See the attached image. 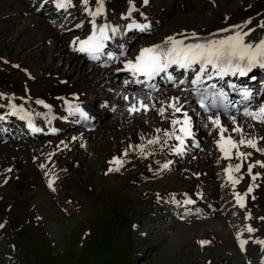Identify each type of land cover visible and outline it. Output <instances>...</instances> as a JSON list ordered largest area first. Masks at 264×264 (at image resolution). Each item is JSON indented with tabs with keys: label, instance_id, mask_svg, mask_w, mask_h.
<instances>
[{
	"label": "rangeland",
	"instance_id": "1",
	"mask_svg": "<svg viewBox=\"0 0 264 264\" xmlns=\"http://www.w3.org/2000/svg\"><path fill=\"white\" fill-rule=\"evenodd\" d=\"M26 1L27 0H0V56L9 59L10 62H20L21 65L29 67V71L34 73L37 79H34V81H26L24 73L18 69L12 70L8 64L1 61V58L0 78H4V81L10 83L19 81L20 83L39 82L38 84H41L48 82V77L50 76V74H48L49 72L57 71V74L61 76L66 75L71 82L75 80L83 82L82 79H76L78 75L77 72H79L77 68L80 67L81 70H84L89 66L82 64V66H80L78 64L79 59L60 53L63 48H65V50L67 49L68 53H71L68 45L69 40L67 41V39L72 32H64L61 35L55 33L56 30L50 28L48 24H46L41 14H33L32 8L29 7ZM213 1L214 2H210L209 0H151V11H160V9H164L163 11L167 10V16L164 18L165 20L162 19V23L158 29L159 31L152 39H161L162 31H164V33L185 31L180 30L184 27L201 29V27L208 24V20L212 17V14L218 13L221 10L223 12L227 10L226 12L237 13L239 10H242V2H244L243 0ZM255 2L259 5H254L253 3L254 12L264 9L262 0H257ZM121 3L125 4L126 2L121 0ZM219 4L221 5L220 8L222 7L224 10L218 8ZM225 6H228V8ZM47 32L53 36H55V34L59 35L60 37H58V39H60H57L58 42H56V40L54 41L52 36H50V38L45 36ZM164 35L165 34H163V36ZM66 41L67 47H65ZM74 67L77 68L74 69ZM74 71L77 72L75 73ZM92 75L93 73H91L90 77L87 76V78L94 80V75ZM53 79L56 80L57 78L53 76ZM96 87L102 88L99 84H97ZM98 95L103 96L102 92L98 93ZM117 114L118 112L115 115L107 116V119H105L107 120L106 122L111 124L114 123L115 118L119 116H117ZM129 119V123L134 120V118ZM119 123L121 124H119V127L117 126L118 132L125 130L129 133L131 131V134L133 132L135 133V129L133 130V128L122 125V122ZM102 127L101 125L93 128H97L99 131L92 132V134L96 133L97 135L94 136V140L91 139V142L95 141L96 137L99 136V132L103 131ZM129 133H123L116 137H112L113 130H108V133H104L103 131L101 133V139L97 141L98 143H102L103 140L114 142L115 140L130 135ZM59 138L60 136L50 137L49 139L43 138L32 144L13 143V140L10 138L8 141L3 142L0 138V211L8 214V219L10 221H8L6 225L8 226L10 234H12L10 229L13 230V224H16L15 226L19 225L21 228L19 232L15 229V232H17L15 238L14 234L13 236L11 235L12 239L19 245L11 252L10 249H8V251L4 249L6 248L4 247L5 244L3 241H0V264H4V253L8 255V253L13 252H19L18 262L20 264H135L137 262L138 264L208 263L199 261L197 249H194L196 245L193 242H190V244L193 245V249L188 248V243L185 242L182 244L183 247L178 245L174 250L169 248L170 254L168 253L169 250H166V247L169 246L170 237L178 233V230H182L180 224L176 223L174 229L172 228L168 232L164 229L166 223H161L159 219L154 218L155 216L153 217L154 219H145L146 213L149 211V207L146 204L149 201V199H147L149 194L142 196V189L147 186L148 187L145 189H149L150 186L153 189L162 188L165 183H170L169 187L175 188L181 183V181H179L180 178L175 181V179L168 177L166 180L163 178L164 180L158 179L148 183L143 181L139 182L138 186H130L125 179L128 178V181H130L131 178H133L132 180H136L138 172L132 168L126 167L127 170L125 172H120L121 174L118 172L114 173L111 179L109 178L108 181L102 182L101 185L95 188L94 185L99 183V181L95 183L94 180L92 182L91 179L94 169L98 166L99 160L95 157V149L89 147L90 151H88L85 147L84 152L88 154L82 156L84 162L86 157L87 160L86 163H84V169L81 173L74 169L73 151L63 153L60 158L58 155L52 154L55 160L53 164L50 163L45 166V169L49 168V170L46 171L47 176L50 179L55 176L57 172H53L54 170L51 169L56 163L61 168L64 163V168L66 169L62 171V173H57L59 178L53 184L57 185L56 193H53L52 189L48 186H43L40 179L32 180L31 175L35 174V166L41 161L36 155V149L45 151L41 147L45 141L57 142ZM62 138L63 136L60 139ZM95 143H93V145L98 146V143ZM78 148L80 149V147ZM49 152L52 151L49 150ZM17 160L21 161L20 165H24L23 170L25 171L16 169L15 162ZM69 161H71L70 168L72 170L68 168ZM191 162H193V160H191ZM193 164H195V162L187 166L190 167ZM7 165L8 167L6 168ZM10 166H12L11 171L9 170ZM29 167L33 169L31 174L27 172ZM123 168L125 167L121 169ZM184 168L186 167H182L179 172L181 173V170ZM21 174H23L22 177ZM62 174H64V177H61ZM14 175H16V178H13ZM173 177L176 178L175 175H173ZM260 185L261 188L259 192L261 195L258 200V205L261 213L264 214V179ZM129 189L131 191H129ZM60 194L66 195V199L72 202H81V206H85H79L78 208L73 207L68 210H71L69 212L70 214H64L63 212L61 215L60 208L57 205L61 200L63 201V195ZM222 197H226L225 191ZM6 206L7 211L5 210ZM80 208L81 210L83 208L87 209L86 215L79 214ZM36 214L38 217L40 214L45 217V221L41 226L35 224ZM38 217H36V219H38ZM26 221H30L31 226H27L28 224L25 225ZM203 221L204 220L196 222V224L207 223V221ZM32 222L35 225H32ZM216 222L220 228H224V224L220 218H216ZM132 223L133 225L138 223L140 228H142L137 230V234L139 230H146L148 233V236H145L146 238L141 237V242H138L135 237L136 231L132 228ZM200 229L202 228L200 227ZM86 230H88L86 236L84 239H81L82 233ZM46 231H48L47 233L49 235ZM49 232L52 233V235ZM226 233L228 237H231L228 231H226ZM176 244H179V241H176ZM212 244L215 245L214 242H212ZM200 246L201 244H197L196 248H200ZM204 247L201 255L208 252L207 249L209 247ZM138 251H142L144 255L148 256L136 261L135 256ZM7 258L6 256V259ZM237 261L243 264L241 257L237 259Z\"/></svg>",
	"mask_w": 264,
	"mask_h": 264
},
{
	"label": "bare ground",
	"instance_id": "2",
	"mask_svg": "<svg viewBox=\"0 0 264 264\" xmlns=\"http://www.w3.org/2000/svg\"><path fill=\"white\" fill-rule=\"evenodd\" d=\"M122 1L125 2V0H122ZM134 1H139L140 5L135 6L133 9V12L141 10V11H144V14H148V10L150 9L149 5L142 6V0H134ZM243 1L244 2H242V10H239L237 13L226 12L227 10L225 12H223L221 10L218 13H214V14H212V17L209 18L208 24L206 26L201 27V29L194 28V31L203 32V34H212L213 35V41H217V42H219L221 39H223L229 32L237 31L238 33H245L247 44L250 43L253 46L260 44L262 41H264V11L260 12L258 10V12H254L253 3H254V5H259L258 3L255 2L256 0H243ZM107 2H108L109 8L107 10L106 15L109 18H111L113 16H115L117 18L119 16V14L126 12L128 10V9H124V7H126L128 3L122 4L121 0H107ZM110 6L114 10L111 9ZM220 6L221 5L219 4L218 8L223 9L222 7L220 8ZM226 8H228V6ZM149 13H150V11H149ZM166 16H167L166 11H162L161 9H160V11L159 10L155 11V14H153L152 17L149 16L147 19H143V21H149L150 22V27L141 30L139 32V34L150 36L151 34L156 33L161 20ZM137 18L140 19L141 17L139 16ZM132 19H133L132 16L128 18V20H132ZM128 20H125V22ZM73 23H72L73 26L76 27V29L79 31L83 30L85 28V23L80 24L77 21H74ZM227 26H231L230 30L224 31L223 29L226 28ZM55 33L59 34L58 31H56ZM174 33H176L175 37L179 38V37H184L186 34V31H179V32L175 31L172 33L166 32L163 34H165L164 36H169V35L174 34ZM57 34H55V36H53L52 34L50 35V33L47 32V35H45V36H47L49 38H50V36H52V38H54V41L56 40V42H58V40L60 39V38L58 39V37H60V36ZM249 36L256 38L257 42L255 44H253L252 41L248 40ZM71 37L69 38V41H70ZM129 37L130 36H127V38H129ZM120 40H121V38L116 41V45H118L120 43ZM69 41H68V43H69ZM155 41H158V40H153L151 42H155ZM116 48H119V47H116ZM70 50H71V53H74V51L72 49H70ZM66 51H67V49L65 50V48H63L62 51H60V53L62 55L68 54V51L67 52ZM121 52L126 53V51H124V49H118V51H115L116 55H119ZM124 60H126V59H124ZM78 64L80 66L84 65V63L80 62V60H79ZM119 67H120V63H118L115 58H108L103 63L94 64L91 67L89 66L88 68H86L84 70L83 69L81 70L80 67H78V68L76 67L77 71H79V72L74 71L75 73L76 72L78 73L76 79H82L83 82L82 81L80 82L77 80L71 82V81H69V79L66 75L61 76V77H59V79L55 80V79H53V76L58 73L57 71L49 72L48 74H50V76L48 77L49 78L48 82L41 83V84H38L39 82H36V83H31V82L24 83V82H22V83H20L19 81L15 82V83H12V82L10 83V82L4 81V78L3 79L0 78V91H2V93H0L1 94L0 95V123H1V125H3L0 128V137H4V135H3L4 128H10V127H12L13 129H15L17 131V135H19L20 133H30L34 124L39 123V122H37L38 120L36 118H32V119H28V120L26 119L24 125L14 124V123L10 122L11 118H12V116H11L12 111L15 109L21 110L24 105L31 104L32 106H34L29 99L30 95L39 96V97L51 96L52 99L54 98V103L57 106H59L62 110H64L65 114L66 113L69 114L70 119L68 122H61L58 120H53V125L58 127V130H59L58 133L59 134L65 133V136H63V138L58 140L57 142L53 143L50 150L53 152L56 149H58L59 152L62 154V153L67 152L66 151L67 148H68V150L74 149L75 145H82V147H90V148L95 149L96 152L94 154H96L95 157H97L99 161H98L97 168L94 169V173H93V177H92L91 181L93 182V180H94L95 183L99 181V183H96L94 185V187L96 188V186L101 185L102 182L108 181L109 178L110 179L112 178L111 176H113L114 174H108L105 176V174H107L109 172L110 168H111V171L114 170V171L120 172L121 168L125 167V163L127 162V159L130 158V156L126 152V150H128L130 148V142L132 140L136 141L137 137H144V142H143V145L139 146L140 150H138V152L134 156L131 157V162L143 161V168H142V170L139 171L141 173L139 175H136L137 181H140L144 175H147L148 177L153 178V177H157V176L162 175V174H167L169 172H172V171L178 169L179 165L184 162V159L182 160L180 158L181 154L178 153L177 149L182 150V149L186 148V146H184L181 143V140L186 141L187 143H197L196 139H197V137H199L201 135V133L209 134V133L214 132V131H215V133H218L219 131H221V127L225 128V126L227 124L233 122V119H232L233 117H235V120L238 119V117L236 115L229 116V117H225L224 115H220L219 118L224 120V122L222 124H220V127H218L215 124L212 125V122H211V125L208 128H204V125L207 122V120L205 118H203V121L196 123L195 128L191 130V135L184 136V135L178 134V130L176 129V127H173L172 125H170L169 122L164 118L165 117L164 115H162V114H159L158 116L157 115L156 116L148 115L147 117H149V119L150 118L154 119L153 122H155V121L157 122L155 125H153L155 135L152 138H149L147 136V132L144 130V128L141 129V125H140V124L146 125L148 118L144 117L143 114H140V115H135L133 122L131 121L129 124L126 125L127 127L134 128L135 133L133 132L131 134V132H130L129 133L130 135L121 138V140H115L114 142L103 140L102 143H98L97 140L101 139V133L103 131H104V133H106V132L108 133V130L115 129L116 125L121 124L119 122L123 121V119L128 115V112H126V110L122 109L118 113L119 116L115 118L114 123H112V124L107 123L106 122L107 120H105L106 116L111 115L110 112L107 110L108 106L119 105V104L124 105L123 102L120 100V95L124 91L125 92L128 91L125 86L121 85L120 83L116 82V80H115L116 76H117V71L119 70ZM76 68L74 67V69H76ZM88 72L93 73L94 76L93 75L92 76H93L94 80L87 78ZM61 79H65V82L60 83V81H62ZM6 80H8V79H6ZM88 80H90V81H88ZM32 81H34V80H32ZM99 82H104L105 84L109 83L107 88L110 91L114 90V93L113 94H110V92L109 93H106V92L103 93L102 88L96 87V85L99 84ZM179 82H180V80H177V83H179ZM183 86H185L186 88H189V83H185ZM35 90H38V91H35ZM86 91L88 92L87 95H85ZM168 91H171V90L161 88L159 90V92L154 93V94L159 95V94H162V93L168 92ZM100 92H102L103 96L98 95V93H100ZM136 92L140 96H142V98L146 97V94L143 91L140 90V91H136ZM74 95L78 96V98L76 100H74ZM88 95H91V96H88ZM171 95L172 96L176 95L180 99L182 98L181 92H176V93L172 92ZM53 96H56V97H53ZM24 98H27V99H24ZM67 101L71 102L72 105L81 106V107L86 108V111L93 118V126H96V125H98V127L101 125L103 126L102 127L103 131L99 132V136L96 137L95 141L91 142V139L94 140L93 139L94 136L97 135L96 133L92 134V132L99 131V130L97 128H95L92 131L91 130L87 131V130L81 129L83 124L76 125L75 121L79 119V116L74 117L77 114V111H75L74 109L66 108ZM137 103H138V101H136L134 96L131 95V102L129 103V105H131V106L133 104L137 105ZM34 107L36 109H38V107L36 105ZM183 108H185V107H183ZM195 112L196 111L191 110L190 116H193ZM17 114H19V112H17L16 115ZM172 116L177 118V119H181V122L178 123V125H180V126L186 120V117L183 115L179 116L176 114H172ZM156 117H159V118H156ZM38 119L40 120L41 116H38ZM158 122H160V123L158 124ZM39 124H40V126H42L45 129L49 128V126H44V124H42V123H39ZM158 130H161V131L165 130L170 135H167V137H166L163 135L162 132L158 133ZM234 134L237 136H242L243 131L242 132L234 131ZM17 135L14 134L13 136H17ZM8 136H9V134H8ZM177 137H179L180 140L177 139ZM72 138H74L72 144L68 145L69 140ZM157 139H158V142L149 143L150 140H157ZM171 139L173 140V142H171ZM95 142L98 143V146L93 145V143H95ZM97 143H95V144H97ZM168 146H171V149H169ZM164 147H167V148L165 150H158V148L162 149ZM194 152H196V151L194 150L193 153ZM140 155H141V157H140ZM82 156H83V154H81L80 151L74 152L73 166H74V169L78 170L79 173H81L83 171L84 163H86V160H87V157H86L85 162H84V159L82 158ZM144 156H146V159L143 158ZM198 157L193 160V162H195V164L191 165L190 167L187 166L186 168L181 170V173H179V174H182L185 172L191 173L192 171L196 170L195 172H198V171L202 172V177L200 179H198L195 176H193L192 178H190L187 181L180 179L182 189H184V190H180L179 188H173V187L170 188L169 187L170 183H168V184L165 183L162 188H164V192H166L167 194L162 196V197L156 198L154 196V193L156 195L160 194L161 191H157V190H160V188H154L153 189L150 186L149 189H145V188L142 189L143 191H146V190L149 191L150 195L152 196L151 199H149V201L146 203L147 206L149 207V211L146 213L145 219L148 220L150 218H153L154 216H155L154 218L158 217V219L160 221L163 220L164 222H166V224H165L166 226L164 227V229H170L172 227V222L175 221V216L183 215L184 213H186L190 209V211H192V213H193L192 216H196V218H189L190 215L187 218H185L186 220H189V221H185L186 222L185 225H184V223L182 225H180V226H182V230L181 229L178 230V233H176L175 235L170 237V242L168 244L169 246L166 247V250L167 249L169 250L168 253L170 254L169 248L174 250V248H176L178 245H180V247H183L182 244H184L185 242L188 243V245H187L188 248L193 249V245L190 244V242L194 243V241L196 242L197 240H198V242L199 241H209L210 242V243H208L209 248L207 249L208 252L204 253V255H201V251L198 250L194 246L195 247L194 249H197V253H198L197 257H199V261L208 262L207 264H240L239 262H236L237 259H239V258L237 256V254H238L237 249L234 248L233 240L230 239L226 233V230L229 227H231L232 230L237 232V229H236L237 219L235 216H237L238 214L234 211L231 204L224 205L221 209V212L225 215L224 216L225 219H227L231 214H232V216H231V218H228V223L224 224V228H220L218 223L216 222V218H212V215H215V214H212V212L206 210V208L208 206L216 207L215 203L218 199V194H217L218 186H217L216 182H217V180L220 179V174L222 176V172L220 173V171L217 170L215 168V166L220 165L221 160L216 158L215 156L207 154L206 152L200 153ZM170 158H173V162L170 165L167 164L168 169L164 168L163 165H165ZM117 159H119L121 161V163H119V164L115 163V161ZM136 167L139 168V164ZM45 170L47 171V170H49V168H46ZM51 170H54L53 172L59 173L62 171V168L59 167L56 163L55 165H53V168ZM35 174H33V176H34V179L37 180L38 175L36 174V177H35ZM167 178H165V180ZM132 179L133 178H131V180ZM176 179H178V177H176ZM195 183H198L197 193H201L203 195L202 199L195 200L196 204L193 206H190V207L187 205H182V199L189 196L188 194L190 193V191H188V190H190V187L193 188ZM141 184H143V183H141ZM157 184H158V181H157ZM158 187H160V186H158ZM129 191H131V190L129 189ZM183 192H185V194H183ZM60 195H63L62 196L63 201L61 200V202L64 204L63 206L65 208V209H62L63 212H65V211L68 212V210L73 208V207L78 208L79 206H81V202L80 203L79 202L77 203V201L72 202V201L66 199V197H65L66 195H64V194H60ZM192 197L195 198L194 196H192ZM207 199H208V201H207ZM91 205H92V203H91ZM84 206H81V207H84ZM86 210H87L86 208H83L82 210L80 208L79 214H85ZM157 212L160 214L157 215ZM219 214H216V215H219ZM61 215H62V213H61ZM243 215H244V213L242 214V216ZM39 217H42L43 219L41 218L42 220L37 221L36 224L41 226L42 223L45 221V217H44V215H41V214L39 215ZM163 217H166L167 221H165V218H163ZM153 219H152V221H153ZM36 220H38V219H36ZM168 220H170V221H168ZM177 220H178V218H177ZM201 220H204L203 222L207 221V223L196 224V222H200ZM39 223H41V224H39ZM200 227L202 229H200ZM7 228H8V226H7ZM48 228H49V226H48ZM10 230L12 231V229H10ZM1 234H2V232H1ZM145 234H146L145 231L139 230L138 234L136 233V236H138V235L143 236ZM165 236L167 237L166 234H165ZM2 237H3V240L6 241V243L8 244L7 250L10 249V252H11L12 251L11 246H12L13 242L9 241V234L5 233V236L2 234ZM257 237H264V231L256 230V232L253 235L248 236L249 243L247 244V250L245 253L248 252L249 254H251V258H254V253H255L253 251V249H251V247H252V245L255 244L254 240ZM137 239L140 242V238L137 237ZM176 241H179V244H176ZM212 242H214L215 245H213ZM205 245L207 246V244H205ZM4 249H6V248H4ZM261 252H263V254ZM14 253H15V256H19V252H14ZM258 254L259 255L255 257L254 264H264V250L261 251V249H260ZM21 255H22V253H21ZM147 256L148 255H144V252L138 251V253L135 256V259H136V261H139L138 259H144ZM251 258H248V260H250ZM7 260L12 261V259H10V258H7ZM135 264H138V262ZM143 264H145V263H143Z\"/></svg>",
	"mask_w": 264,
	"mask_h": 264
},
{
	"label": "snow or ice",
	"instance_id": "3",
	"mask_svg": "<svg viewBox=\"0 0 264 264\" xmlns=\"http://www.w3.org/2000/svg\"><path fill=\"white\" fill-rule=\"evenodd\" d=\"M84 3L87 4L88 0H84ZM147 3V0H145ZM60 7H65V4L61 3ZM95 15V13H93ZM106 26L100 28V36L98 37L95 33L92 36L88 37V39L80 42L79 50L82 52L95 53L98 52L103 44L101 43V38L107 39L108 37L105 35ZM113 32L116 29H112ZM195 35V34H193ZM264 58V41H262L255 48L252 44H245L243 37L237 33L235 36L228 37L226 40L217 41H207L205 43H189L185 44L184 39H176V37L170 36L168 37L163 44L154 45L152 47L144 48L141 50L139 56L136 58V62L133 63L129 61L128 64L134 72H139L148 77H152L153 75H158L161 72H165L172 65H178L180 68L189 69L192 68L193 65L199 64V71L196 72L195 79L192 81L193 84H197L201 82L202 76L207 71L208 65H212L213 68H218L219 71L217 75H224L229 69L232 68L233 59H238L239 61L247 60L246 67H241L239 63L235 65V70L232 71V74L235 75L239 73V75L243 76L249 71L253 64L260 63L261 61L257 60V57ZM222 63L226 66H222ZM193 71H196L193 69ZM169 79L172 77L169 75ZM211 79V76L208 77ZM213 87H215L213 85ZM234 87V85H233ZM221 96H225V93H219ZM249 95V93H245V96ZM201 107L208 110V105L201 101ZM212 107H215L213 104ZM176 111H180V108H176ZM161 114H163V109L160 110ZM186 117L185 123L190 125V118L187 117V113L184 114ZM244 115L252 116L253 118H259L261 123H264V106H261L258 112H250L245 111ZM235 122V117L232 118ZM209 120L212 121L213 124L220 127L219 118H213L209 116ZM180 123L179 120L173 121V124ZM159 131V130H158ZM185 131L186 135H191L190 131L186 129H182ZM227 129L221 127V139H224L223 133L226 132ZM234 131L242 132L243 130L239 127L235 128ZM166 135H170L166 133ZM177 139H180L177 137ZM228 142L231 144L233 148L239 145H243L245 143L248 146L256 148V144L252 140L245 141L244 139H240L238 142L232 141L231 137L227 138ZM157 140H150L149 143H156ZM181 143L183 141L181 140ZM221 150L225 151V155L227 156V151L224 149L223 145L221 146ZM179 151V149H177ZM257 151H264V149H257ZM240 157H245L247 155H251L250 153H238ZM115 163L119 164L121 161L117 159ZM255 165H249L248 170L251 172L252 167ZM264 167V164L261 165ZM164 168H167L168 165H163ZM240 165H236V171H239ZM118 170V169H117ZM229 172L231 169L228 170ZM231 179V176L229 177ZM255 179V177H252ZM234 183H238L239 181L234 180ZM51 187V184L49 185ZM251 191V189H249ZM188 203H192L191 200L187 201ZM243 207V204H241ZM0 227H3L0 224ZM248 231H254L251 227L248 228ZM202 245L210 243L209 241H200ZM246 241H241V247L243 248ZM258 243H264V241H258Z\"/></svg>",
	"mask_w": 264,
	"mask_h": 264
}]
</instances>
